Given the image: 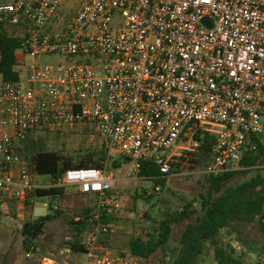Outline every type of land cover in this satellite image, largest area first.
<instances>
[{
  "label": "built area",
  "instance_id": "obj_1",
  "mask_svg": "<svg viewBox=\"0 0 264 264\" xmlns=\"http://www.w3.org/2000/svg\"><path fill=\"white\" fill-rule=\"evenodd\" d=\"M67 1L0 3V20L23 38L15 59L25 68L17 81L0 79V195L25 216L39 189L94 195L82 264H139L99 245L117 229L99 221L113 205L110 172L72 169L42 186L47 177L26 169L15 144L31 132L84 127L129 158L132 171L152 162L169 177L167 157L199 149L196 136L211 130L202 174L238 170L244 152L256 150L248 137L264 134V0H81L69 13ZM51 56L69 61L40 62Z\"/></svg>",
  "mask_w": 264,
  "mask_h": 264
},
{
  "label": "trees",
  "instance_id": "obj_2",
  "mask_svg": "<svg viewBox=\"0 0 264 264\" xmlns=\"http://www.w3.org/2000/svg\"><path fill=\"white\" fill-rule=\"evenodd\" d=\"M10 26L0 20V79L4 82L17 81L21 74L17 69L15 52L20 48L23 40L9 31ZM32 133V132H31ZM31 133L23 141V150L26 154V169L36 177L45 176L54 185L62 179L68 170L72 169H99L119 170L129 165V158H112L104 145L98 151H90L74 160L61 152H46L41 146L36 147L30 140ZM60 133V132H59ZM264 134L259 138L248 137V142L256 145L255 151L244 152L238 170L228 171L218 176H206V189L200 195V211L194 210L192 202L185 203L177 211L167 212L157 220L152 219L150 227L140 229L139 233L131 235L127 243V254L139 264L146 263L153 255L163 250L171 238L173 228L184 223L179 238V249L172 264H194L204 251L210 246L217 264H246L242 256L230 244H221L218 240L222 231L230 237V228L233 224L252 226L257 225L258 231L264 238ZM201 143L199 149L169 155L166 159L170 175L185 172L203 171L210 163V154L214 145V132L205 131L196 136ZM36 149V151H34ZM20 151V150H17ZM140 180L151 181L157 188L166 185V178L159 174L158 167L152 162H140L137 173ZM235 185L231 182L240 179ZM64 189L51 186L36 190V198L48 197L53 201L56 196L62 195ZM13 202V201H11ZM15 204V202H13ZM49 213L27 221L22 226L24 237L23 246L28 251L29 244L38 239L49 223L61 218L63 211L49 204ZM31 210V209H30ZM92 210L84 209L75 218L67 222L70 232V242L67 245L73 254H83L81 244L94 221L91 220ZM147 219H151L148 214ZM101 223H114L109 215L103 214ZM111 234L104 236L105 240L99 243L101 248L107 247ZM241 241V240H238ZM242 242V241H241ZM250 253L254 247L244 243Z\"/></svg>",
  "mask_w": 264,
  "mask_h": 264
},
{
  "label": "rangeland",
  "instance_id": "obj_3",
  "mask_svg": "<svg viewBox=\"0 0 264 264\" xmlns=\"http://www.w3.org/2000/svg\"><path fill=\"white\" fill-rule=\"evenodd\" d=\"M8 1L10 0H0V3ZM67 2L72 6L68 10L69 13L74 11L81 0H68ZM120 24L121 20H114L111 26L113 29H118ZM9 31L12 34L18 33L11 27ZM33 61L27 59L26 63L30 66ZM68 61L69 59L61 56L43 57L40 60L42 64H63ZM17 69L23 77L25 68L18 67ZM30 137L36 147L41 146L46 152H61L74 160L90 151H98L104 145L103 140L97 134L84 127L60 133L34 132ZM23 141L15 144V151L22 163L26 165ZM36 150L38 149L35 148L34 151ZM106 150L108 156L112 158L121 157L108 148ZM111 174L114 178V187L109 192V196L113 199L109 217L115 220L113 224L117 227L115 233L112 234L115 239V249H111V253L117 255L127 254V243L131 235L139 233L140 229L144 227H150L152 219L157 220L167 212L177 211L189 201L192 202V208L199 212L200 195L204 194L207 186L206 176L202 174V171L171 174L166 178V185L158 190L151 181L140 180L137 173L130 169V165L113 170ZM239 181L241 178L233 180L231 185H235ZM75 190V188H67L65 197L53 201L48 197L36 198L32 214L26 216L21 213L23 208L9 200H4L0 195V204L2 202L4 205L0 207V264H41L43 259L51 260L54 264H82L83 254L63 252L68 248L67 242H70L67 222L91 205L95 210L98 199L91 194L75 195L74 192L77 191ZM52 202L53 205L60 206L63 215L49 223L36 241L28 243L30 247L27 251L23 246V224L47 215L49 213L48 205ZM146 214L151 219H147ZM183 227L184 223L175 226L165 248L143 264H172L179 249V238ZM230 232L232 233L230 237L226 236L224 231L220 233L218 238L220 243L230 244L238 256H242L244 253L245 255L242 257L246 264H256L264 252V238L258 231L257 225L233 224ZM244 243L253 245L255 253H250ZM194 264H217L213 257V249L209 246Z\"/></svg>",
  "mask_w": 264,
  "mask_h": 264
},
{
  "label": "crops",
  "instance_id": "obj_4",
  "mask_svg": "<svg viewBox=\"0 0 264 264\" xmlns=\"http://www.w3.org/2000/svg\"><path fill=\"white\" fill-rule=\"evenodd\" d=\"M40 181V183H42V186H46L47 184H49V179L47 178V179H40L39 180ZM76 191V190H75ZM77 192V191H76ZM76 192H74V194L75 195H86V194H80V193H76ZM66 196V192H65V189H64V192H63V194L62 195H58V196H56V198L55 199H58V198H61V197H65ZM4 200H6V199H4ZM7 201V200H6ZM4 205L2 204V202H1V204H0V207H3ZM48 207H49V205H48ZM54 207H57L58 209H60V206L58 205V204H56V205H54ZM94 206L93 205H91V206H89V210H92V213H91V216H93V214H94V212H95V210H94V208H93ZM33 210H34V206H33V208H31V214H32V212H33ZM61 210V209H60ZM92 219V218H91ZM77 220H79V218H75V221H77ZM117 230V229H116ZM115 233V232H114ZM102 240H105L104 239V237H102L100 240H99V243H101V242H103ZM114 241H115V239H114V235L112 236V234H111V236L109 237V239H108V244L109 245H107V247H104V248H101L102 250H104V251H111V249L113 250V249H115L114 247H115V244H114ZM100 245V244H99ZM41 264H54L51 260H47V259H43L42 260V262H41ZM78 264V263H77Z\"/></svg>",
  "mask_w": 264,
  "mask_h": 264
}]
</instances>
